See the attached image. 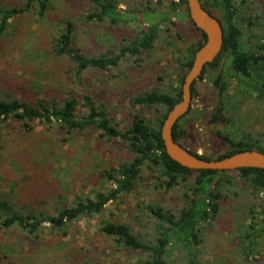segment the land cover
Wrapping results in <instances>:
<instances>
[{"label": "rangeland", "instance_id": "1", "mask_svg": "<svg viewBox=\"0 0 264 264\" xmlns=\"http://www.w3.org/2000/svg\"><path fill=\"white\" fill-rule=\"evenodd\" d=\"M253 1L256 11L264 13V0ZM144 2L146 0H119V7L140 9ZM21 3L22 0H0L1 6H19ZM156 3L157 0H151L149 5L162 8ZM84 15V3L56 0L43 20L30 13L11 18L0 39V87L32 103L37 99L48 101L56 97L61 100L68 96L77 102V117L88 112L83 97L88 95L95 105L107 112L112 123L123 128L130 121L133 110L130 99L134 94L154 85L169 88L171 82L177 81L180 73L175 60L177 50L195 40L197 30L191 19L183 16L176 20V25L169 27L172 33L179 32L186 44L180 39H173L172 43L161 39L150 55L145 54L141 59L125 56L110 70L87 69L82 82L74 83L66 76L67 68L74 63L67 57H56L51 53V39L63 26L61 20L58 27L55 22L63 16L72 17L76 23L75 44L91 54L113 46L122 37L131 36L144 24L129 20L124 25L120 22L112 25L108 20L88 21ZM263 33L264 20L245 34L243 42L254 44ZM213 74L211 70L205 71L204 77L196 80L199 93L191 99L190 109L179 120L187 130L186 137L181 140L183 145L199 154L216 156L228 146L214 132L215 128L232 133L237 131L239 136L259 131L262 134L259 144L264 145V101L244 99L235 111L230 109L227 122H208L214 108ZM235 86V83L231 84V88ZM144 110L147 117L151 116L149 109ZM98 132L93 126L67 132L55 121L50 127L36 121L30 132L21 129L17 123L3 126L0 191L11 190L21 207L53 214L59 206L71 205L78 199L93 197L97 191L108 189L112 183L105 179L103 171L117 169L120 162L132 155L118 138L106 139ZM153 174L158 176L156 172ZM244 183L237 180L234 186L240 201L224 200L216 221L207 225L203 241L195 247L198 264H264V221L259 223L256 217L245 219L242 209L247 208L245 205L243 208L242 199L250 198L252 194L247 191L248 184ZM160 186L151 173L143 170L132 192L108 202L102 213L71 223L65 231H51L48 222H44L45 227L37 238H32L16 226L8 229L0 226V264L134 263L144 255L116 248L111 238L98 230L100 221L126 223L134 233L151 240L154 219L147 206L162 205L176 211L183 203L181 190L177 187L163 192ZM246 224H252L255 234L260 236L256 239L259 244L254 248L258 252L254 253L256 261L252 256L246 259L239 249V236L245 231ZM167 258L170 264L185 263L182 252L176 248L168 251Z\"/></svg>", "mask_w": 264, "mask_h": 264}, {"label": "trees", "instance_id": "2", "mask_svg": "<svg viewBox=\"0 0 264 264\" xmlns=\"http://www.w3.org/2000/svg\"><path fill=\"white\" fill-rule=\"evenodd\" d=\"M56 0H22L19 6L0 5V39L5 35L10 25V19L18 15L32 14L43 20ZM85 4L84 17L88 21L101 22L108 20L110 24L128 23L129 20L144 22L131 36L122 37L113 46L105 47L97 54H91L75 44L76 23L72 17L63 16L58 34L51 39V53L56 57H67L74 65L67 68L66 76L74 83H81L83 73L87 69L110 70L117 67L125 56L141 59L150 55L157 41L172 43L173 39L186 41L179 32L172 33L169 25H176V20L189 17L186 0H157L156 9L149 5L151 0L142 4L143 8L128 6L119 7V0H78ZM165 2V3H164ZM201 5L214 14L223 28V45L216 58L204 66L199 79L205 71L214 74L212 82L213 111L208 122L217 124L230 120L229 111H235L244 99L256 102L264 101V33L254 44L243 42L244 36L253 31L256 25L264 20V13L256 11L252 0H200ZM164 3V4H163ZM155 5V6H156ZM158 7V8H159ZM121 24V25H122ZM198 37L188 42L184 48H178L176 63L180 73L176 82H171L169 88L156 85L145 91L134 94L130 101L133 110L129 123L123 127L112 123L107 112L95 105L88 95L86 100L88 112L77 117L76 100L68 96L59 100L56 97L48 101L37 99L35 103L15 97V95L0 87V139L5 125L17 123L21 129L30 132L36 121L50 127L53 121L66 128L67 132L82 130L87 126L95 127L99 136L106 139L118 138L131 153V158L120 162L118 168L105 169V179L111 181L108 189L97 191L93 197L78 199L71 205L59 206L54 213L37 211L26 206H19L12 191H0V226L4 229L18 227L32 238L45 227L48 222L51 231H65L75 221L102 213L108 202L116 201L121 196L132 192L140 179L143 170L151 173L163 188V192L175 187L181 190L182 205L176 211L165 206H147L154 219V235L151 240H145L139 233H134L129 225L102 219L98 230L111 238L116 248L138 251L142 258L131 264H170L167 253L170 249H179L183 254L184 264H198L195 247L203 241L207 225L213 224L220 212L224 200L240 201L241 197L234 187L237 180L244 181L247 191L252 196L242 199V209L245 219L258 218L264 221V168L240 167L230 170L198 169L192 170L171 159L164 150L160 135L162 121L174 103L181 100V85L183 78L191 66L194 52L203 44L205 34L199 28ZM248 39V38H246ZM191 86V99L199 92ZM236 86L231 88V84ZM140 108H137V107ZM144 109L151 111L147 117ZM181 119V118H180ZM179 119V120H180ZM179 120L172 127L175 141L183 145L181 140L186 137L187 130ZM228 148L216 156L207 153L199 154L189 149L193 154L204 159L220 158L236 151L255 149L264 153V145H260L261 132H248L243 135L215 128ZM1 142V140H0ZM1 146V145H0ZM186 147L185 145H183ZM187 148V147H186ZM158 173V176L153 173ZM234 172V174H233ZM165 177L164 179H162ZM157 187V185H155ZM244 219V220H245ZM243 220V221H244ZM241 221L238 227L243 226ZM243 234H240V252L245 258L256 261L254 250L260 236L255 234L252 224H246ZM246 242V243H245ZM256 251V252H255ZM258 253V252H257ZM254 254V255H253ZM248 264H254L249 262Z\"/></svg>", "mask_w": 264, "mask_h": 264}, {"label": "water", "instance_id": "3", "mask_svg": "<svg viewBox=\"0 0 264 264\" xmlns=\"http://www.w3.org/2000/svg\"><path fill=\"white\" fill-rule=\"evenodd\" d=\"M189 18L205 34L203 44L194 52L191 66L184 75L181 85V100L174 103L162 121L160 135L165 152L177 163L192 170L211 169L217 171L240 167L264 168V153L255 149H245L220 157L204 159L189 151L172 136V127L190 109L191 86L202 73L204 66L212 62L223 45V28L220 20L208 12L200 0H186Z\"/></svg>", "mask_w": 264, "mask_h": 264}]
</instances>
